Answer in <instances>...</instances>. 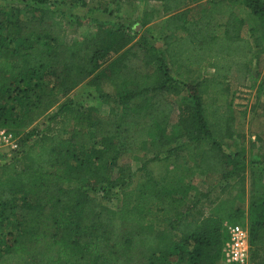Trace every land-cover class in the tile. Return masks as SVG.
<instances>
[{
  "label": "trees",
  "instance_id": "1",
  "mask_svg": "<svg viewBox=\"0 0 264 264\" xmlns=\"http://www.w3.org/2000/svg\"><path fill=\"white\" fill-rule=\"evenodd\" d=\"M22 1L16 11L0 9V128L19 137V148L0 159V264H216L229 223L248 229L249 262L258 257L264 189L245 205L243 153L231 149L246 112L210 95L256 81L264 0H143L166 16L162 31L149 34L159 44L121 24L95 23L80 39H64L77 19L57 4L112 14L115 4L136 0ZM154 14L142 11L139 27ZM189 65L213 71L185 82L181 68ZM81 84L111 98L105 114L69 97ZM258 88L264 94V74ZM213 110L222 111L223 132ZM258 116L264 111L251 119ZM171 127V138L183 141L166 151L156 144L143 160L154 136ZM180 149L187 157L178 170L129 186L124 159L144 170ZM196 173L206 188L200 197L216 187L226 195L199 223L189 217L199 197L190 201L184 181Z\"/></svg>",
  "mask_w": 264,
  "mask_h": 264
},
{
  "label": "rangeland",
  "instance_id": "2",
  "mask_svg": "<svg viewBox=\"0 0 264 264\" xmlns=\"http://www.w3.org/2000/svg\"><path fill=\"white\" fill-rule=\"evenodd\" d=\"M24 5L25 3L22 0H0V9L8 10L10 12L21 9L24 7ZM56 7L67 11L68 14L71 15V20L77 19V23H72L69 25L66 24L65 26L63 37L68 42L70 40L80 39L84 35L89 34L93 30L94 25H96L95 23H99L102 26L121 24L124 27L136 29L138 32L142 33L143 36L157 33V28L155 26H146L142 28L139 27L138 24L140 22L142 11H144L145 9H154L156 13L160 11L158 4L155 3L145 2L143 0H136L134 2H122L120 4L114 5V12L112 14H104L99 11L90 12L87 11V9L81 8L79 6L70 8L68 5L57 4ZM155 25H157V23H155ZM258 60L259 62L256 66L258 77L256 81L250 78L246 85L229 84L226 90H222L221 92L215 91L210 95V97L213 96L215 100H218L220 96H222V99L224 101L229 102L230 109H245L246 112L245 117L243 118V134L236 139L235 144L231 148L233 151H237L239 149L243 153L240 154L243 156V160H241L240 162L245 163L241 170L243 186L242 197L245 201V205L248 202L247 199L251 192H254V190L258 191L264 189V163L258 162L259 157H261V159L264 158V147L255 136V134L258 133L260 135L259 139H262L264 141V118L263 116H258L254 120L251 119V115L253 114V112H256L258 114L261 110L264 111V94L261 93L258 88L259 79L262 74H264V55L261 54ZM69 97L77 102L94 106L96 110L102 114H105L113 104L111 98L99 99L98 97H96L94 89L92 87L86 86L85 84H81L80 86H78L69 94ZM206 104L211 105L209 100H206ZM213 112H216V110H213ZM220 112L222 111L217 110L216 113H219L217 115V119H213L211 120V122L219 126L220 131L223 132L221 128L224 129L225 119L220 115ZM241 119L242 117L240 115L234 116L232 126L238 127ZM174 120L175 116L171 122H173ZM218 121L220 123H218ZM178 127L179 126L177 125L176 128ZM171 130L172 127L171 129L167 130V132H164L163 135L154 136V138L152 139L153 141L150 143L154 145L148 146V148L146 149V154L144 153V157L142 156L143 160H149V158L153 157L152 149L154 148V146H156V144L160 146L162 151H166L169 147H172L183 141V138H171ZM186 157V151L180 149V151H173L167 159L149 161L148 164L145 165L144 170L139 169L142 161L136 160L134 158H126L124 159V161L120 162V165L125 167L128 172L133 173L130 176L132 182L129 186L131 187L137 179L144 178L146 173V175L153 178L163 175L166 176L171 172L173 173V171L179 169L177 168V165L181 164L182 161L186 159ZM115 170V168H112L110 171L113 172ZM201 177L202 175L196 173L194 176H187V178L184 180L187 187L188 185H191L186 190L187 196L190 198V201L192 202L193 200L197 199V197H199L198 202H196V206H194L191 210V216H189L197 223L213 214V210L217 207V205L221 203V201L226 199L225 190L220 191L221 189L217 187L213 188V190L211 189L212 191L208 193L207 197H200L199 192L206 190L205 187H200ZM236 179L237 175H234L229 178L228 181H235ZM114 199L115 198H113L112 200V205L118 204L117 200ZM103 201L105 202V200ZM223 225L225 226L226 224ZM7 229L9 230L8 227ZM259 253L260 255L252 259L251 262H248V264H254L253 261L255 259L256 261L259 260L260 257V260L264 262V249ZM216 264L229 263L220 258V260Z\"/></svg>",
  "mask_w": 264,
  "mask_h": 264
},
{
  "label": "built area",
  "instance_id": "3",
  "mask_svg": "<svg viewBox=\"0 0 264 264\" xmlns=\"http://www.w3.org/2000/svg\"><path fill=\"white\" fill-rule=\"evenodd\" d=\"M19 148V137L0 128V159ZM227 235L221 247V258L227 263L248 264V229L239 223L225 225Z\"/></svg>",
  "mask_w": 264,
  "mask_h": 264
},
{
  "label": "crops",
  "instance_id": "4",
  "mask_svg": "<svg viewBox=\"0 0 264 264\" xmlns=\"http://www.w3.org/2000/svg\"><path fill=\"white\" fill-rule=\"evenodd\" d=\"M148 10H150V9L148 8ZM165 17L166 16H162V13H161V10H160L159 12H157L156 14H154L152 21L148 22L146 24V26L147 27H149V26H151V27L155 26L157 28V30H156L157 33H155V34L157 35L163 29V22H164V18ZM155 23H157V25H155ZM155 34H153V35H155ZM147 39L148 40L151 39L149 35H147ZM150 42H152V43L155 42V43H158L159 44V40L153 41V38L150 40ZM181 69L184 72L183 78L186 80L185 82H191V81H194V80H200V79H202V75L205 72H207V70L204 69V66L203 65L183 66ZM206 69H208V72L206 73V75L208 77H210L209 75L212 73L213 70H211L209 68H206Z\"/></svg>",
  "mask_w": 264,
  "mask_h": 264
}]
</instances>
